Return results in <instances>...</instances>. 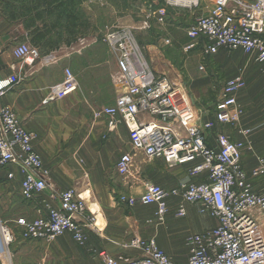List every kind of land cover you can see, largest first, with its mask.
<instances>
[{"label":"crops","instance_id":"0c3cea01","mask_svg":"<svg viewBox=\"0 0 264 264\" xmlns=\"http://www.w3.org/2000/svg\"><path fill=\"white\" fill-rule=\"evenodd\" d=\"M199 1V7L192 11L169 9L164 25L152 22L150 29L136 36L150 69L181 85L206 122L214 121L215 107L226 80L237 75L244 61L238 59V53L223 48L214 55H205L201 41L184 51L192 43L186 35L187 26L196 17L207 15L214 4V0ZM181 26H185L186 42L182 40ZM25 40V27L0 12V78L15 75L19 80L0 104L11 108L24 128L36 134L33 148L48 169L47 187L42 194L25 200L20 195V172L12 168L15 176L9 180V170H0V223L14 236L7 257L0 254V264H103L101 252L113 257L138 258L141 250L130 246L135 237L154 238L168 257L175 258L174 262L185 263L189 257L185 237L181 245L164 244L161 232L165 233L162 229L167 227L158 228L155 206L129 207L119 203L116 196L139 198L147 184L168 191L189 183L206 182L207 174L192 176L190 172L195 164L169 167L163 160H149L129 147L128 132L123 125L108 132L107 118H94L95 109L114 105L118 95L112 80L117 71L116 61L113 55V62L105 56L109 49L102 42L94 40L81 46L63 47L29 64L13 56V50ZM165 40L170 44L165 45ZM178 49L187 57L181 67L173 64ZM65 68L77 78L78 90L61 100L46 101L49 90L63 80ZM104 82L112 83L113 91L116 90L109 105L97 100ZM254 95L248 87L238 92L237 103L243 112L236 125L215 122L206 132L207 144L214 148L218 134L228 136L233 142H244L241 163L248 175L258 164L253 143H264V122L255 107L258 102ZM244 130L248 131L247 135L241 133ZM125 153L131 155L132 165L128 175L120 176L115 165ZM250 181L254 191H264L262 182L252 178ZM68 189H75L88 208L83 215L75 217L85 235L84 244L75 242L71 234L49 244L22 239V224L41 217L43 201ZM179 201L178 197H167L168 206L175 209ZM190 205L200 209V204L185 207ZM216 226V219L208 217L200 231L193 234Z\"/></svg>","mask_w":264,"mask_h":264},{"label":"built area","instance_id":"2783aa9c","mask_svg":"<svg viewBox=\"0 0 264 264\" xmlns=\"http://www.w3.org/2000/svg\"><path fill=\"white\" fill-rule=\"evenodd\" d=\"M162 1L160 7L152 3L147 6L142 30L150 29L152 22L164 25L169 9L192 11L200 5L199 0ZM186 35L192 43L185 46V52L201 41L205 55H214L221 48L241 49L264 66V0H214L207 15L196 17L187 26ZM100 40L114 56L117 66L112 79L118 94L115 103L96 113L107 118L108 132L123 125L133 151L149 160H163L169 167L195 164L190 172L192 176L207 174L206 182L189 183L168 191L147 184L139 198L119 194L118 202L129 207L155 206L156 219L163 221L169 211L167 197L171 195L180 199L175 209L177 217L186 215V204H200L201 211H208L217 221V226L208 231L185 236L189 249L185 263L171 260L154 238L135 237L130 246L141 250L140 257H113L101 252L103 264H264V232L259 230L255 217L264 214V193L254 191L250 181L252 178L264 184V160H259L248 175L241 163L244 142H233L224 134L216 136L215 148L206 141V132L215 122L224 126L239 122L237 94L243 85L241 78L225 83L215 107L214 121L204 122L181 85L150 69L141 46L129 30H113ZM164 44L170 42L165 40ZM13 56L31 64L39 52L21 43L13 50ZM63 75V80L49 90L46 101L61 100L78 90L79 82L69 68L63 70ZM18 81L15 75L0 78V100ZM241 133L247 135L248 131ZM35 140L36 134L24 128L13 110L0 104V170H9V180L15 176L12 168L20 172V195L25 200L42 194L47 187L48 169L34 151ZM131 165L132 157L125 153L116 162L115 170L125 176ZM87 210L75 189L60 192L55 198L43 201L41 217L22 224L21 238L49 244L71 234L82 245L86 238L75 217ZM13 240L12 232L0 223V254L3 246L8 249Z\"/></svg>","mask_w":264,"mask_h":264},{"label":"rangeland","instance_id":"374dc122","mask_svg":"<svg viewBox=\"0 0 264 264\" xmlns=\"http://www.w3.org/2000/svg\"><path fill=\"white\" fill-rule=\"evenodd\" d=\"M151 3L154 7L163 5L162 0H84L81 3L76 2L71 9L67 10V13L61 9L52 12L50 15L44 13L43 25L47 32H49L48 38L54 50L47 52L37 48L39 52L37 60L52 55L63 47L81 46L94 40L101 43L100 37L102 35L117 29L129 30L139 44L140 41L136 33L145 31L141 29V25L145 19L146 8ZM19 8L20 5L16 0H0V12L6 15L7 18L11 14V11L19 10ZM184 29L185 26H181L180 30L184 37L182 40L186 42L187 38ZM22 43L31 45L28 36L27 40ZM67 43L71 45L67 46ZM108 52H106L105 56L109 58L110 62H113L112 53L109 50ZM232 52L238 53V59L244 61V66L237 71L236 76L229 77L226 82L234 78H241L243 82L241 89L248 87L255 92L256 96L254 95V99L258 102L255 107L261 112V118L264 122V66L241 49ZM186 60L187 57L178 49L173 64L181 67L182 62ZM197 65H194L196 69ZM251 73L254 74L252 75ZM115 96L116 90L113 91L112 83L106 85V82H104V87L100 90L97 100L109 105ZM100 110L95 109L93 113L94 118L100 117L96 115ZM239 110L242 115L243 109L239 107ZM252 147L258 155L257 162L264 160V143H253ZM261 193L263 194L264 191ZM185 209L186 215L180 218L175 215V207L169 206V211L164 220H157L158 228L165 225L167 227V230L162 229L166 231L165 233L161 232V240L166 246L173 247L178 243L181 245L186 234L197 233L204 226L208 217H212L208 211H201V208H196L193 205L186 206ZM263 216L264 214L261 213L255 214L257 226L262 232H264ZM165 254L167 255V253ZM170 259L174 260L175 258Z\"/></svg>","mask_w":264,"mask_h":264},{"label":"trees","instance_id":"16d2710c","mask_svg":"<svg viewBox=\"0 0 264 264\" xmlns=\"http://www.w3.org/2000/svg\"><path fill=\"white\" fill-rule=\"evenodd\" d=\"M20 8L19 10L11 11V14L7 19L14 22H21L30 44L40 50L47 52L54 50L50 45L48 38L49 32H47L44 24L43 14L48 13L50 15L56 10H63L67 13V10L76 3H81L84 0H16ZM69 43V42H68ZM66 44L67 46L71 44Z\"/></svg>","mask_w":264,"mask_h":264},{"label":"bare ground","instance_id":"6f19581e","mask_svg":"<svg viewBox=\"0 0 264 264\" xmlns=\"http://www.w3.org/2000/svg\"><path fill=\"white\" fill-rule=\"evenodd\" d=\"M7 253H8V250H7V247L4 245L3 246V253H1L3 255V257H7Z\"/></svg>","mask_w":264,"mask_h":264}]
</instances>
